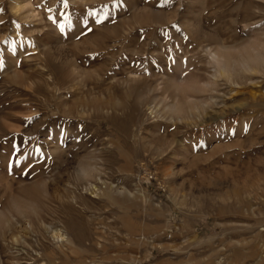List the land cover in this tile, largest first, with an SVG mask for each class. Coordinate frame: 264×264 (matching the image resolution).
Segmentation results:
<instances>
[{
  "label": "rangeland",
  "instance_id": "1",
  "mask_svg": "<svg viewBox=\"0 0 264 264\" xmlns=\"http://www.w3.org/2000/svg\"><path fill=\"white\" fill-rule=\"evenodd\" d=\"M16 263L264 264V0H0Z\"/></svg>",
  "mask_w": 264,
  "mask_h": 264
},
{
  "label": "bare ground",
  "instance_id": "2",
  "mask_svg": "<svg viewBox=\"0 0 264 264\" xmlns=\"http://www.w3.org/2000/svg\"><path fill=\"white\" fill-rule=\"evenodd\" d=\"M17 4V3H16ZM17 7H19V5L17 6ZM227 68V67H226ZM73 200V199H72ZM69 201V200H68ZM73 202V201H72ZM53 236H54V238H56V239H60L61 241L62 240H64L65 238H64V236H63V234L62 233H60V232H58V230H57V232H54V234H53ZM67 240V239H66ZM60 241V242H61ZM68 241V240H67ZM16 264H18V263H16Z\"/></svg>",
  "mask_w": 264,
  "mask_h": 264
}]
</instances>
